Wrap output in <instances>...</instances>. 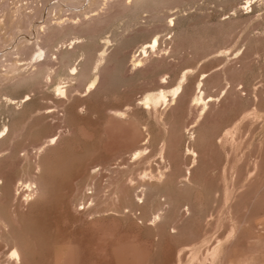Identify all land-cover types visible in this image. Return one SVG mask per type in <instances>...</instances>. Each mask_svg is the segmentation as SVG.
<instances>
[{
    "label": "rangeland",
    "instance_id": "rangeland-1",
    "mask_svg": "<svg viewBox=\"0 0 264 264\" xmlns=\"http://www.w3.org/2000/svg\"><path fill=\"white\" fill-rule=\"evenodd\" d=\"M8 1L0 264H264V0Z\"/></svg>",
    "mask_w": 264,
    "mask_h": 264
},
{
    "label": "bare ground",
    "instance_id": "bare-ground-1",
    "mask_svg": "<svg viewBox=\"0 0 264 264\" xmlns=\"http://www.w3.org/2000/svg\"><path fill=\"white\" fill-rule=\"evenodd\" d=\"M23 1H27V2H28V1H30V0H17V6L15 5L16 8L13 9V11L11 10L12 13H13L12 16H13V17H16V19H17V23L19 22V20H20V18H21V14H22V12H23L22 9H23L24 7H25V8H24V11L27 10L28 8H32V7H34L33 5H29V3H26V4H25V3H22ZM31 1H32V0H31ZM40 1H42V0H40ZM47 1H48V0H47ZM59 1H60V0H59ZM59 1H57L58 3L55 2V3L53 4V6L51 5V7H57V6L60 7L61 4H60ZM75 1H76V2H75ZM108 1H109V0H108ZM8 2H9L8 0H5V2H3V3L0 5V7H2V8L7 7V6H8ZM44 2H45V1H44ZM44 2H42V3H44ZM79 2H80V1H79ZM79 2H77V0H66V3H67V4H74V5H75V3L77 4V3H79ZM81 2H82V1H81ZM81 2H80V3H81ZM18 3H21V5L19 6ZM46 3H47V2H46ZM80 3H79V4H80ZM109 3H110V2H109ZM111 3H112V2H111ZM74 5H73V6H74ZM108 6H109V5H108ZM51 7H49V8H51ZM75 7H76V6H75ZM36 8H37V7H36ZM53 9H54V8H53ZM33 10H34V8L31 10V12H32ZM48 10H49V9H48ZM72 11H73V10H72ZM27 12H29V11L27 10ZM43 12H44V9H43ZM40 13H41V12H40ZM36 15H37V14H36ZM42 16H43V15H42ZM66 16H67V15H66ZM89 17H90V16H89ZM35 21H36V20H35ZM48 21H49V20H48ZM48 21H47V20L45 21L46 24H45V23H44V24H43V23H42V24H39V28H42L43 30L46 29L45 31H47V28L52 24V23H50V22H48ZM103 22H104V21H103ZM49 23H50V24H49ZM28 24H29V28H30L31 24H33V23H31V21H29ZM76 24H77V23H76ZM33 25H34V24H33ZM50 28H51V26H50ZM21 29H23V28H21ZM54 29H55V28H54ZM40 32H43V31L40 29ZM51 32H52V31H51ZM53 32H54V31H53ZM38 33H39V32H38ZM30 34H31V33H30ZM36 34H37V33H36ZM39 35L41 36L40 33H39ZM40 36L38 37V39L40 38ZM31 38H32V37H31ZM31 38H30V39H31ZM35 38L37 39V37H35ZM38 39H37V40H38ZM34 41H35V40H34ZM36 42H38V44H39V41H36ZM40 42H41V41H40ZM157 43H158V40L155 39V40L152 42L151 45L154 46L155 44L157 45ZM152 46H151V47H152ZM142 47H143V46H142ZM144 47H145V46H144ZM144 47H143V48H144ZM151 47H150V48H151ZM154 47H155V46H154ZM38 51H39V49H38ZM142 53H143V52H142ZM103 54H104V53H103ZM144 54H145V53H144ZM33 55H34V54H33ZM46 56H47V55H46ZM139 56H140V55H139ZM134 57H136V54H135ZM137 58H138V57H137ZM137 58H136V60H139V59H137ZM38 62H39V61H38ZM132 62H133V61H132ZM139 62H140V61H139ZM132 64H133V63H132ZM138 66H139V65H138ZM9 67H10V66H9ZM11 67H12V66H11ZM135 67H137L136 64H135ZM11 69H12V68H11ZM9 70H10V69H9ZM184 77H185V76H184ZM199 84H200V83H199ZM197 89H198V88H197ZM178 90H179V87H177V88L173 91V93H174V94L178 93ZM200 91H202V90H200ZM195 98H196L197 100H204L203 93H202L201 95L197 96V97H196V94H195ZM170 100H171V99H170ZM162 101H163V100H162ZM205 102H206V101H205ZM205 102H204V103H205ZM202 104H203V103H202ZM163 105H164V104H163ZM163 105H162V106H163ZM196 105H198L197 102H196ZM200 105H201V104H200ZM203 105H204V104H203ZM203 105H201V106L203 107ZM128 106H129V105H128ZM153 106H154V105H153ZM207 107H208V106H207ZM127 109H128V107H127ZM113 110H115V109H112V111H113ZM117 110H118V109H117ZM112 111H111V112H112ZM115 111H116V110H115ZM113 115L115 116V114H113ZM162 116H163V115H162ZM121 117H122V116H121ZM162 118H163V117H162ZM119 119H120V118H119ZM167 126H168V125H167ZM2 131H3V130H2ZM190 131H191V130H190ZM148 137H149V136H148ZM148 137H147V138H148ZM50 140H51V139H50ZM50 140H49V141H50ZM51 141H52V140H51ZM51 141H50V142H51ZM145 141H146V140H145ZM220 141H221V139H220ZM191 147H192V145H191ZM145 150H146V148L144 149V151H145ZM185 150H186V149H185ZM187 151H188V153L191 154V155H194V156L196 155L195 150L192 149V148H187V150H186V154H187ZM119 152L121 153V151H119ZM141 153H142V150H135V152H133V155H135V156L137 157V156H139ZM99 155H100V154H99ZM107 155H108V154H107ZM144 155H145V154H144ZM161 155H162V154H161ZM100 156H101V155H100ZM109 156H110V155H109ZM106 157H107V156H106ZM106 157H105V158H106ZM123 157H124V156H123ZM103 158H104V157H103ZM103 158H102V159H103ZM113 158H114V157H113ZM117 158H118V157H117ZM108 159H109V158H108ZM124 159H125V158H124ZM110 160H112V159H110ZM140 160H141V159H140ZM191 160H192V159H191ZM103 161H104V160H103ZM105 161H106V160H105ZM138 161H139V160H138ZM107 162H108V161H107ZM116 162H117V161H116ZM192 162H193V165H194V163H195V158L192 160ZM64 163H65V162H64ZM102 163H103V162H102ZM103 164H104L105 167H107L110 163L107 165V163L105 164V162H104ZM112 165H113V164H112ZM112 165H110V168L112 167ZM125 165H126V164H125ZM104 166H103V167H104ZM149 167H150V166H149ZM110 168L107 169V170H109V171H108L109 174L112 172V171L110 172ZM105 170H106V168H105ZM107 170H106V173H107ZM117 171H118V170H117ZM187 171H188V170H187ZM59 172H60V171H59ZM114 172H115V170H114ZM114 172H113V173H114ZM102 173H103V172H102ZM116 173H117V172H116ZM98 175H100V174H98ZM98 175H97V176H98ZM149 175H150V174H149ZM107 176L109 177L108 174H107ZM112 176H113V174H112ZM160 176H161V175H160ZM10 177H11V176H10ZM10 177H9V178H10ZM110 177H111V174H110ZM110 177H109V180H110ZM116 177H117V176H116ZM161 177H162V176H161ZM187 177H188V174H187ZM111 178H112V177H111ZM150 178H151V177H149V179H150ZM0 180H1V179H0ZM8 180H9V181H8ZM114 180H115V179H114ZM114 180H113V181H114ZM10 181H11V179H7V182H8L9 184H10ZM142 181H143V179H142ZM142 181H141V183H138L137 186H135V185L133 184V186L131 187L132 191H135V190H133L134 187H137V189H138L139 187H141ZM31 182H32V183H31ZM31 182L28 183V182H25V180H23V181H21L18 185H16V189L14 190V191H16V194L14 193V194L16 195V197L18 196L19 193H23V194H25L24 191L27 190V193H26L27 195H26V196L24 195V196L26 197V199L24 198V196H23V198H24L25 200H32V199L34 198V196H35V193L38 191V188H37V186H36V188L33 187L34 185H32V184H34L35 182H33L32 180H31ZM126 182H127V181H126ZM108 183H109V182H108ZM4 184H6V183H3V185H4ZM127 185H128V183H127ZM130 186H131V185H130ZM142 186H143V185H142ZM188 186H189V185H188ZM8 187L10 188V185H8ZM11 187H12V186H11ZM144 187H146V186H144ZM4 188H5V186H4ZM6 188H7V186H6ZM9 188H8V190H9ZM24 189H25V190H24ZM35 189H36L37 191H36ZM131 189H130L129 191H131ZM151 189H152V188H151ZM189 189H190V188H189ZM6 190H7V189H6ZM6 190H5V191H6ZM19 190H21V191H19ZM9 191H10V190H9ZM9 191H6V192H9ZM18 191H19V192H18ZM22 191H23V192H22ZM93 191H94V189H93ZM93 191H92V192H93ZM136 191H138V190H136ZM139 191L142 192V193H140ZM139 191H138V192H139L140 194H143L144 191H145V189L141 187ZM138 192H135V193L138 194ZM182 192H183V191H182ZM17 193H18V194H17ZM132 193H133V192H132ZM151 193H152V192H151ZM37 194H38V193H37ZM19 195H21V194H19ZM135 195H136V194H135ZM91 196H92V195H91ZM140 196H141V195H138L137 197H140ZM93 197H94V196H93ZM134 197H135V196H134ZM142 197H143V195H142ZM135 198H136V197H135ZM140 198H141V197H140ZM143 198H144V197H143ZM24 199H23V200H24ZM15 200H17V199L15 198ZM141 200H142V199H141ZM162 200H163V199H162ZM162 200H161V201H162ZM133 201H135V199L132 200V202H133ZM22 202H23V201H22ZM26 202H27V201H26ZM139 202H140V201H139ZM38 203H39V202H38ZM134 203H135V202H134ZM136 203H137V202H136ZM40 204H41V203H40ZM82 204H83V203H82ZM138 204H139V203H138ZM142 204H143V203H142ZM165 204H167V203H165ZM184 204H185V203H184ZM195 204H196V203H195ZM86 205H87V203H86ZM86 205H85L84 207H86ZM193 205H194V203H193ZM87 206H88V205H87ZM164 206H165V205H164ZM164 206H163V207H164ZM167 206H168V205H167ZM16 207H17V205H16ZM126 208H127V207H126ZM126 208H125V209H126ZM19 209H21V208H19ZM183 209L185 210L186 213L189 214V213H190V210H191V207L188 205V206H184ZM16 211H17V210H16ZM35 211H36V210H35ZM80 211H81V210H80ZM163 211H164V210H163ZM181 211H182V210H181ZM181 211H180V213H181ZM49 213H50V215H51V212H49ZM91 213H92V212H91ZM180 213H179V214H180ZM186 213H185V214H186ZM161 214H162L161 211H160V212L157 211V213H155L154 216L152 215V216H153V221L159 220V219L161 218ZM26 215H27V214H26ZM46 215H47V213H46ZM180 215H181V214H180ZM186 215H187V214H186ZM24 216H25V214H24ZM162 216H164V215H162ZM26 217H27V216H26ZM36 217H38V215H37ZM36 217H35V218H36ZM125 217H126V216H125ZM29 218H30V217H29ZM31 218H32V217H31ZM43 218H44V217H43ZM179 218H180V217H179ZM3 219H5V218L2 217V220H3ZM27 219H28V218H27ZM23 220H24V219H23ZM29 220H31V219H28V221H29ZM40 220H41V219H40ZM40 220H39V222H40ZM25 221H27L26 218H25ZM28 221H27V222H28ZM150 221H151V220H150ZM4 222H5V221H4ZM36 223H37V222H36ZM36 223H34V224L36 225ZM4 224H5V223H4ZM27 224H28V223H27ZM30 224H31V222H30ZM32 224H33V223H32ZM32 224H31V225H32ZM39 224H40V223H39ZM44 224H46V223H44ZM6 225H7V224H6ZM28 225H29V224H28ZM35 225H34V226H35ZM147 225H148V224H147ZM5 227H6V226H5ZM23 227H24V226H23ZM29 227H30V226H29ZM154 227H155V226H154ZM27 228H28V227H27ZM34 228H35V227H32V230H34V231H37V230L39 229V228L37 229V227H36L35 229H37V230H35ZM12 229H13V228H12ZM25 229H26V228H25ZM172 230H173V229H172ZM29 231L31 232L30 228H29ZM39 231H40V230H38V231L35 232V233H31V234H33V237H35V235L38 233L37 235H38V237H39V236H40ZM41 232H42V231H41ZM27 234H28V233H27ZM156 234H157V233H156ZM41 236H42V233H41ZM41 236H40V238H41ZM157 236H158V235H157ZM38 237H36V238H38ZM43 237L45 238V236H43ZM91 238H92V237H91ZM38 240H40V239H38ZM85 241H87V240H85ZM89 241H90V240H89ZM91 241H92V240H91ZM15 245H16V244H14V246L11 248V250H10V254H8V255H9L10 258L14 259V264H22L21 252H20L19 248H18L17 246H15ZM81 246H82V245H81ZM221 246H222V244H221ZM218 250H219V249H218ZM219 252H220V251H219ZM6 264H7V262H6Z\"/></svg>",
    "mask_w": 264,
    "mask_h": 264
}]
</instances>
